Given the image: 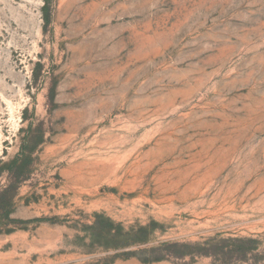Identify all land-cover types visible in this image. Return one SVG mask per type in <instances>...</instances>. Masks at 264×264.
Returning <instances> with one entry per match:
<instances>
[{"label":"rangeland","instance_id":"1","mask_svg":"<svg viewBox=\"0 0 264 264\" xmlns=\"http://www.w3.org/2000/svg\"><path fill=\"white\" fill-rule=\"evenodd\" d=\"M0 264H264V0H0Z\"/></svg>","mask_w":264,"mask_h":264}]
</instances>
